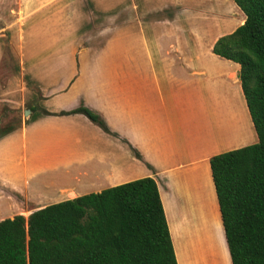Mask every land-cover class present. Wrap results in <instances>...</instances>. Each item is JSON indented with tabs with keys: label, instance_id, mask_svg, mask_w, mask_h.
I'll list each match as a JSON object with an SVG mask.
<instances>
[{
	"label": "crops",
	"instance_id": "0c3cea01",
	"mask_svg": "<svg viewBox=\"0 0 264 264\" xmlns=\"http://www.w3.org/2000/svg\"><path fill=\"white\" fill-rule=\"evenodd\" d=\"M238 9L0 0V116L31 114L0 133V220L152 177L177 264H231L209 159L257 135L239 64L212 47L237 27ZM78 106L111 133L83 113L41 112Z\"/></svg>",
	"mask_w": 264,
	"mask_h": 264
},
{
	"label": "trees",
	"instance_id": "16d2710c",
	"mask_svg": "<svg viewBox=\"0 0 264 264\" xmlns=\"http://www.w3.org/2000/svg\"><path fill=\"white\" fill-rule=\"evenodd\" d=\"M233 1L244 22L212 51L239 64L257 141L209 163L231 264H264V0ZM41 112L83 113L111 133L85 106ZM0 264L177 262L156 182L142 177L0 220Z\"/></svg>",
	"mask_w": 264,
	"mask_h": 264
},
{
	"label": "rangeland",
	"instance_id": "374dc122",
	"mask_svg": "<svg viewBox=\"0 0 264 264\" xmlns=\"http://www.w3.org/2000/svg\"><path fill=\"white\" fill-rule=\"evenodd\" d=\"M218 3L221 4L220 2ZM215 4H217V2ZM235 17L237 19V22H236L237 26L244 22L245 15L242 13V11H240V9L236 10ZM29 104L30 103H27L26 107H29ZM7 110L8 108L1 111L2 115L0 116V133L3 130H8V129L18 127L22 123L23 120L26 121V119L31 115L30 112H28L27 114H24L21 111V109L10 110L9 114L6 112Z\"/></svg>",
	"mask_w": 264,
	"mask_h": 264
},
{
	"label": "water",
	"instance_id": "95a60500",
	"mask_svg": "<svg viewBox=\"0 0 264 264\" xmlns=\"http://www.w3.org/2000/svg\"><path fill=\"white\" fill-rule=\"evenodd\" d=\"M29 112V110L28 109H26L25 111H24V114H27Z\"/></svg>",
	"mask_w": 264,
	"mask_h": 264
}]
</instances>
